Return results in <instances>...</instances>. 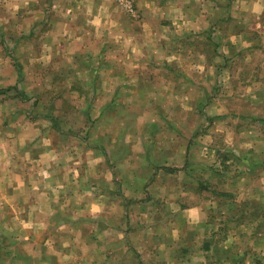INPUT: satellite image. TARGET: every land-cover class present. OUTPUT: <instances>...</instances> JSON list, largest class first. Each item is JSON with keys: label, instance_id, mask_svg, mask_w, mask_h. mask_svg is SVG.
<instances>
[{"label": "crops", "instance_id": "1", "mask_svg": "<svg viewBox=\"0 0 264 264\" xmlns=\"http://www.w3.org/2000/svg\"><path fill=\"white\" fill-rule=\"evenodd\" d=\"M25 2L43 7L40 56L14 60L17 50L29 47L37 19H28L29 27L11 42L0 33V264H206L209 257L222 260L227 250L225 220L237 228L257 223L264 241V87L223 96L257 103V110L225 107L222 97L217 103L210 98L215 109L209 110L206 94L193 95L197 84L216 81L230 68L227 78L235 82L249 80L244 69L264 82V58L256 52H264V29H258L264 13L256 10L257 0H241L248 10L242 13L228 0H136V21L118 0ZM116 6L119 13H112ZM128 18L137 26L128 27ZM224 24L238 40L229 46L234 54L224 53ZM241 41L248 52L235 60ZM64 50L69 55L62 58ZM49 66L57 72L43 88L42 68ZM32 68L40 85L27 90ZM18 77L25 93L15 89ZM51 85L56 107L33 112L32 94L53 99ZM69 99L76 108L77 99L87 101L88 124L65 122L64 116L77 114ZM198 113L206 124L215 119L210 129L191 125ZM195 130V138L183 135ZM214 130L238 132L232 146L246 149L239 158L248 165L244 180L238 167L224 180L217 172L193 177L192 142ZM198 181L199 195L193 192Z\"/></svg>", "mask_w": 264, "mask_h": 264}, {"label": "rangeland", "instance_id": "2", "mask_svg": "<svg viewBox=\"0 0 264 264\" xmlns=\"http://www.w3.org/2000/svg\"><path fill=\"white\" fill-rule=\"evenodd\" d=\"M26 0H0V33L3 35V33L7 34L9 36V41L11 42L12 40H16L15 38H18V36L20 35V33H22L23 28L26 26L29 27V20H36V27H35V32H33V35L31 37H29V41L26 43V45H28L29 47L27 48V46H23L21 47L19 50H17V55H15L14 60L16 62L18 61V58L22 57H30V60H34V56L39 55L40 56V50L41 47L39 46L38 43V39L41 36L40 34V27L41 25H39L40 22V11L42 10V6L40 8H36V7H29V4L25 2ZM227 1V0H225ZM229 1H234V3H229L231 4L234 10L237 11V13H242V12H247V8L243 7L244 3L248 2L249 0H243L244 3H241V0H228ZM118 2L121 4L122 9H124L126 11V13L132 18V20H137L139 18L140 12L138 7L135 4V13H131L129 12L125 5L123 0H118ZM228 2H225V12L228 10L229 4ZM258 5L256 6V10L258 12L261 11V13H264V3L262 2V0H257ZM136 3V0H135ZM232 9V7H231ZM120 9L117 8V6L111 10L112 13H119ZM256 11H254L255 13ZM33 13H37L36 16H30V14ZM257 13V12H256ZM123 14V13H122ZM124 15V14H123ZM23 16H25L26 19V23L23 24L24 20H23ZM119 17V16H118ZM7 19H9L7 21ZM20 19V20H18ZM238 17L236 18V20H234L235 22L238 21ZM129 20L127 21V25L130 28H134L137 26V23L135 21ZM1 21H3V23H1ZM234 22V23H235ZM225 23H229V24H233L232 21H225ZM229 24H224V33L225 35H223L222 37L219 35V37L223 38L222 42H223V49H224V53L227 55L228 54H234V52H230V45H233V43H238V40H236V37H231V35H227L226 33L230 32V29H228L230 26ZM258 29L263 28L264 29V21L261 20L258 23ZM260 33H263V30H259ZM5 38V37H4ZM210 38V37H209ZM8 39H4L8 40ZM212 40V39H211ZM199 39L192 36L191 37V43L192 45L195 46H199ZM260 41H264V39H260ZM6 44H8L7 41H5ZM36 43V44H35ZM0 44H2V41L0 42ZM35 44V45H34ZM203 45V44H202ZM243 46V42H239V44H237V49ZM210 47H211V41L208 42V57L210 56ZM54 49L52 52H54V56H57V48H52ZM243 49V50H242ZM30 51V53H25ZM51 50H48V53H46V55H42V59L45 60V57L48 56L50 57V52ZM228 51V52H226ZM42 52V51H41ZM247 52L244 48H241L239 50V55L235 58V60H239V59H244L245 56L247 55ZM258 58L259 59H263L264 58V52L262 50L256 51ZM67 55H69V53L66 52V50H64L63 52L61 51V56L62 58L66 57ZM37 56V57H39ZM232 56L226 58L224 57V62H227L228 60H231ZM198 58V57H197ZM252 58V57H251ZM256 58V59H258ZM17 59V60H16ZM50 59V58H49ZM253 59V58H252ZM258 59V60H259ZM17 69V68H16ZM256 69H261V68H256ZM30 70V69H29ZM32 71H29V74L31 75L33 72L37 73L35 71L34 68L31 69ZM82 70V69H80ZM237 70V69H236ZM263 69H261L262 71ZM17 71V70H16ZM42 71L44 72L43 76L41 77L42 79V85H40L39 83L37 85H35L36 80L34 79V73L31 75L33 78L31 80V83L29 84V87H27L26 89H30V87L33 88H39V85L41 87L46 86L47 82L49 81L52 76L57 72V68L56 67H52L49 66L48 69H44L42 68ZM231 71L230 69H225L224 74L222 75V77H219L216 81H213V79H208L206 83H200L197 84V91L195 92L193 95L194 97H200V95L206 94L207 97L209 98L208 100V109H215V107H211V103L213 98L217 97V99L214 101V103L219 102L220 98L222 97V99L220 100V103L222 105H224L225 107L229 106L230 108H238L239 106H241L243 109L246 108H252L254 107L255 110L258 109V104L254 103V105L252 107H250L248 105L247 102L241 101V100H237V99H230V97H223V96H229L231 94H237V93H247L249 90L250 91H257L259 89H261V87H264V82L263 81H258V80H254L255 79V75L256 73L253 72V69H244L243 74L246 75L247 79L249 80H245L244 84L241 82H235L232 79L227 78V72ZM40 72V71H39ZM77 72V71H76ZM101 72V70H100ZM69 74L66 75V77H68V79L70 78V75H72V72H68ZM38 77H39V73H37ZM87 75V74H86ZM241 80H243L241 78ZM24 79H20V77H18L17 83L19 82V89L21 92L25 93V89L21 88V85L24 84ZM232 81V82H231ZM255 83V84H254ZM45 84V85H44ZM79 86H82L80 83H76ZM259 85V86H258ZM37 86V87H36ZM51 92H49V95L53 96V99H47L44 98V96L46 95L45 92L40 93L39 90H37L36 93H33L31 96V100H29V102L31 103L33 112H37L40 111L41 109H47L48 107H56V98L55 97V85H51ZM258 86V87H257ZM18 88V87H17ZM45 88V87H43ZM49 88H50V84H49ZM205 92H204V90ZM50 91V90H49ZM203 91V92H200ZM13 92V91H12ZM19 92V91H18ZM17 92V93H18ZM27 94V93H26ZM80 94H83V92H81ZM217 94V95H215ZM31 95V93H30ZM48 95V96H49ZM220 95V96H219ZM239 97V96H238ZM82 98V97H81ZM211 98V99H210ZM63 102V101H61ZM71 104H73V106L75 107V110L77 112V114L74 112L72 114H69V116H64V120H66L65 122H69L71 123V121L73 120L74 123L76 125H86L88 124V120H87V116L82 113V108L86 106L87 101L83 100V99H77L76 103L78 104V106L80 108H76V106L74 105L75 101L69 99V101ZM131 101H129L130 103ZM134 102V101H133ZM239 103V104H237ZM143 106V104H142ZM148 107H151L150 104L147 105ZM206 107V106H205ZM204 106L200 109L199 113H203L204 112ZM126 107H119V112L120 110L125 109ZM81 113H80V112ZM84 111H86L84 109ZM118 111V108L115 110ZM125 111H127V109H125ZM198 114H194L192 117H190L191 119V125L194 124L196 122L197 127L199 129L200 125L202 126V128L204 129H210L211 124H213V120L209 121L207 120L208 124L205 123V120L203 117H200ZM129 114V113H128ZM155 118V117H154ZM126 119L129 123L133 124L135 123V117H133V115L129 114V116H126ZM202 119V120H201ZM220 124L226 126V127H231L230 123H228L226 121H222L221 119H219ZM237 120V119H236ZM218 122H215V124H217ZM236 122V121H235ZM69 123L65 124L69 125ZM207 127V128H206ZM202 132H204L202 130ZM192 133L193 134V138L197 137L200 134L199 130H195L192 132H186L183 133L184 136L187 137L188 134ZM238 132L236 130H234L233 132L230 130L229 132H224L222 133H216V130L210 132H207L208 138H201L199 141L197 142H192V146H191V150H189V157L192 158L193 160V169L195 170L194 172L196 173L193 177L196 178L197 180L199 179V176H203V174H205L206 172L211 173V172H217L218 175L221 176V180H224L226 178H231V175H236V171L237 169L235 168H239L241 171V175L243 176V180L245 178L244 173L245 172H249V170H247L248 165H245L246 168L243 167V165L240 164V159L241 156L243 155L242 153L245 151L246 149H239L238 147L232 146V143L234 142L235 138H236V134ZM174 134L173 132H170V136ZM247 134V131H246ZM248 135V134H247ZM187 139V138H186ZM206 159V160H205ZM235 167V168H233ZM255 168L252 169L251 173H257L254 170ZM258 170V169H257ZM225 185V182L223 183ZM193 192H195V194L199 193L201 194L200 191V182L198 181L197 183V188L196 190ZM195 194L192 200L195 199ZM221 196V195H220ZM198 202V201H197ZM225 222H228L227 224H230L229 228H224L223 229V233L225 234L224 236L226 237V239H228L227 242V250H222L223 251V259L219 260L216 259V256L213 257H209L207 258L206 264H264V241L261 240L259 233V230H261V226L258 225L257 223H254V226L251 227H247L245 225L243 226H238L237 228V222L232 221V220H225ZM237 228V229H236ZM232 231V232H231ZM236 231H238V233H235ZM226 234H231V236L233 235V238L231 236H226ZM238 236V237H237ZM219 240H222L219 238ZM262 241V242H261ZM219 244V243H217ZM223 247V245L221 246ZM228 251V252H227Z\"/></svg>", "mask_w": 264, "mask_h": 264}, {"label": "built area", "instance_id": "3", "mask_svg": "<svg viewBox=\"0 0 264 264\" xmlns=\"http://www.w3.org/2000/svg\"><path fill=\"white\" fill-rule=\"evenodd\" d=\"M124 5L126 7V9L131 12V13H135V0H123Z\"/></svg>", "mask_w": 264, "mask_h": 264}, {"label": "trees", "instance_id": "4", "mask_svg": "<svg viewBox=\"0 0 264 264\" xmlns=\"http://www.w3.org/2000/svg\"><path fill=\"white\" fill-rule=\"evenodd\" d=\"M15 89L17 90V87ZM17 91H19V90H17Z\"/></svg>", "mask_w": 264, "mask_h": 264}]
</instances>
